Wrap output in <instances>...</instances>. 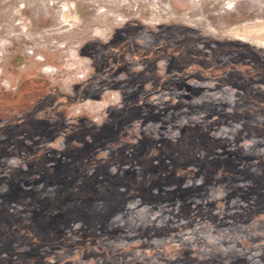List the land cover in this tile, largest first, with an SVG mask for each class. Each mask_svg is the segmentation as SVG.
Here are the masks:
<instances>
[{
	"label": "rangeland",
	"instance_id": "rangeland-1",
	"mask_svg": "<svg viewBox=\"0 0 264 264\" xmlns=\"http://www.w3.org/2000/svg\"><path fill=\"white\" fill-rule=\"evenodd\" d=\"M167 142L195 175L145 188ZM184 260L264 264V0H0V264Z\"/></svg>",
	"mask_w": 264,
	"mask_h": 264
},
{
	"label": "trees",
	"instance_id": "trees-1",
	"mask_svg": "<svg viewBox=\"0 0 264 264\" xmlns=\"http://www.w3.org/2000/svg\"><path fill=\"white\" fill-rule=\"evenodd\" d=\"M155 91L156 89H154V92ZM138 104H141V103H138ZM131 108L132 106L126 105L123 111L120 110L117 113L113 114L110 122L104 123V125L100 127H96L87 121H81V124L82 123L88 124L89 130L86 133H80V137L77 138L78 141H81V143L83 144V147L82 148L73 147V150H76L77 152L80 153L82 151L90 150L91 147L92 148H96V146L101 147L107 144L108 142L114 141L118 136V130H119V127H120L119 125L121 121H123L128 115L132 113L133 110ZM63 132H66L65 135H67L68 138L70 135L73 134L71 130H67V129L64 130ZM85 136H88L89 140L84 139ZM206 138L203 135L201 136V139H202L201 141L203 145H205L204 139ZM70 139H71V136H70ZM190 140H192V138H190ZM139 144L146 145L148 147V150L143 153L147 157L166 156L165 152L161 150L160 147L158 146L157 141H153L150 139L146 140L142 138L139 140ZM166 144H168L169 148L171 149L170 152L171 151L173 153L177 152L179 155H183L184 158H181V159L177 158L175 161H172L173 159H170L171 162L169 161V159L166 160L165 158H163V160H160L159 168L158 169L156 168L157 170L155 172H153L152 170L149 171L151 177H150V181L145 185L146 187L144 186L145 188L150 187L149 185L151 183H154L161 176H170V177L177 176L179 179L186 180V179L192 178L195 175L194 169L188 168V165H189L188 163L190 162L189 160L193 157L190 155V151L184 150V148L179 147V146L175 147V145H173V143H170V142H167ZM205 149L208 150L207 146ZM137 152L141 153L142 150L138 149ZM56 154L57 153H55L54 156ZM55 159H56V156H55ZM133 176H134V173L131 172L128 175V177H126V179L120 180L119 182H115L113 178H107V177L104 178L103 180L114 184L116 188L118 189L125 188L126 191L129 193L130 191L134 190V184L131 181ZM138 187H142V186L138 185ZM188 262H189L188 260L183 261L184 264H187Z\"/></svg>",
	"mask_w": 264,
	"mask_h": 264
},
{
	"label": "flooded vegetation",
	"instance_id": "flooded-vegetation-1",
	"mask_svg": "<svg viewBox=\"0 0 264 264\" xmlns=\"http://www.w3.org/2000/svg\"><path fill=\"white\" fill-rule=\"evenodd\" d=\"M116 43H117V37H114L113 39H112V41H111V44H110V46H109V48L111 47V48H115V46H116ZM132 58V57H131ZM134 58V57H133ZM107 60V59H106ZM92 69H93V77L92 78H96L97 76H101L102 75V77H104V76H106L108 73H111L112 71H113V69H111V68H113V67H110V66H108L107 68H104V69H102L101 68V65H97V64H95L94 63V61H92ZM156 64V62L153 60V66ZM166 70H168V67L166 68ZM130 74H132V73H130ZM142 74V73H141ZM165 74H167V71H166V73ZM109 75V74H108ZM154 77H155V74L153 75ZM159 79L160 78H154V81L156 80L157 81V83H160L161 82V80L159 81ZM159 81V82H158ZM110 86V85H109ZM115 86L116 85H111V89H114L115 88ZM153 86H159V85H156V84H154L153 83ZM77 94H78V96H80L83 100L85 99V95L83 94V91H82V89H79V90H77V92H76ZM57 98H58V100L54 103V105H56L57 103H68V102H72L73 101V98L72 97H65V96H63V95H61L60 93H59V95L57 96ZM75 103V102H74ZM125 106L126 105H123L122 106V108L120 109L121 111H123L124 109H125ZM52 108L53 107H49L48 109H47V112H50L51 110H52ZM119 110V111H120ZM131 114H133V112L131 113ZM130 114V115H131ZM130 115H128L127 117H129ZM112 116H113V114H112ZM126 117V118H127ZM125 118V119H126ZM124 119V120H125ZM110 120H111V118H110ZM107 121H105V122H103V123H106Z\"/></svg>",
	"mask_w": 264,
	"mask_h": 264
}]
</instances>
